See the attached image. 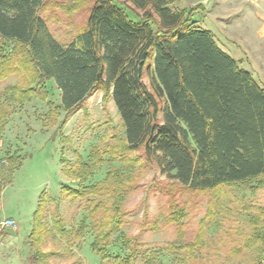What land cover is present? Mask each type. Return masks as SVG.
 <instances>
[{
  "label": "trees",
  "instance_id": "1",
  "mask_svg": "<svg viewBox=\"0 0 264 264\" xmlns=\"http://www.w3.org/2000/svg\"><path fill=\"white\" fill-rule=\"evenodd\" d=\"M52 1L0 0V82L17 76V83L4 90L0 133L14 107L32 98H46L47 81L60 92L64 118L59 129L89 96L101 91L102 104L113 103L124 130L118 159L136 165L139 161L133 153L137 152L143 160L139 165L155 169L174 185L159 188L167 204L164 223L177 226L174 244L165 250H149L136 238L120 235L125 255L108 253L105 225L109 217L106 215L103 223L100 210L92 208L88 197L107 190L112 174L119 172H110L93 187L64 188L61 192L86 203L87 218L98 231L91 249L102 264H130L136 258L143 264H158L164 253L182 261L181 252L195 251L199 245L184 241V214L172 212L173 188L179 187L189 197L208 194L211 209H216L226 186L264 187V87L218 47L209 31L196 28L194 18L203 10L200 4L178 9L167 0H69L61 4L70 29L73 16L83 15L71 39L58 42L49 24L63 22L50 11L59 6ZM11 43L20 50L17 57L4 51ZM91 156L94 165L105 161L98 145ZM85 173L77 156L75 170L69 175L83 180ZM129 190L126 186L122 192ZM253 209L258 215L249 222L261 230L264 207L248 206L249 211ZM119 211L121 207L115 205L112 234L123 224ZM214 220L215 213L208 212L196 239L202 241ZM52 228L59 238L75 243L87 226L81 220L77 228L67 230L55 212ZM45 233L39 204L28 235L30 246L35 247L33 264H47L45 254L36 248ZM260 236L262 232L253 236L250 244L264 245Z\"/></svg>",
  "mask_w": 264,
  "mask_h": 264
},
{
  "label": "rangeland",
  "instance_id": "2",
  "mask_svg": "<svg viewBox=\"0 0 264 264\" xmlns=\"http://www.w3.org/2000/svg\"><path fill=\"white\" fill-rule=\"evenodd\" d=\"M68 1H52L59 6L50 11L63 22V25L49 24L51 34L58 42L71 39L83 15L80 12L73 16L70 29V19L62 13L65 7L61 4ZM215 2L209 0L202 5L204 9L196 13V28L209 30L218 47L227 51L239 67L248 71L264 87V39H257L250 33L255 26H261V21L243 17L249 8L241 0L235 3L229 1L225 9L218 10H215ZM233 10L235 14L231 13ZM263 10L262 4L256 5L255 11L263 15ZM213 13L218 14L214 16ZM239 32H245L241 40ZM4 51L10 57L20 54L18 46L12 43ZM16 83L17 76L14 75L0 82L1 106L6 95L4 90ZM44 85L46 98H32L14 107L0 133V221L11 218L17 224L15 231L0 230V264L34 263L35 247L30 246L28 235L32 214L39 204L46 233L36 248L45 254L47 264H102L100 256L91 249L98 231L87 218L86 203L73 201L61 190L93 187L105 181L110 172L119 174H112L109 188L101 189L99 195L88 197L92 200V208L100 210L102 221L106 215L109 217L105 225L108 253L120 257L125 255L118 239L120 235L128 239L136 238L140 246L149 250H165L169 244L173 245L177 226L176 223L168 226L164 223L167 204L159 188H172L174 185L155 169L139 165L143 164V160L137 152L133 153L139 161L136 165L118 159L124 130L113 103L107 101L103 105V94L97 91L68 119L63 129H59L64 118L60 92L52 81ZM53 113L57 115L58 125L53 121ZM97 145L104 153L105 161L100 165H94L91 156ZM77 156L87 171L83 180L69 175L70 170H75ZM126 186L130 190L125 194L122 190ZM173 189L172 212L184 214V241L188 245L196 241L199 247L189 253L181 252L180 255L184 256L182 261L173 260L164 253L159 257L158 264H264V245L250 244L253 236L261 232L260 239L264 242V227L255 229L249 221L255 219L253 216L258 213L254 209L248 210V206L264 207V187L226 186L221 191L220 204L216 209H211L208 194L189 197L179 187ZM178 189L180 191H175ZM115 205L121 207L118 215L122 217L123 224L118 232L112 234L110 227ZM55 212L67 230L77 228L79 222L85 220L87 229L78 242H67L53 232ZM208 212H214L216 220L201 241L196 236H199L200 222ZM152 225L157 226L152 228ZM130 264L143 263L136 258Z\"/></svg>",
  "mask_w": 264,
  "mask_h": 264
},
{
  "label": "crops",
  "instance_id": "3",
  "mask_svg": "<svg viewBox=\"0 0 264 264\" xmlns=\"http://www.w3.org/2000/svg\"><path fill=\"white\" fill-rule=\"evenodd\" d=\"M167 1H171L173 3L172 6L175 7V8H178V9H191V8H193V7H195L196 5L199 4L198 0H167ZM229 1L235 3V2H238L240 0H214V2H215V5H214L215 6V10L216 9L218 10V9H220L222 7L225 9V4L228 3ZM241 2L245 3L248 6V8H249V9H247V12L244 13L243 17H246V18H251L252 17L253 19H259L261 21V26H257V27L255 26L254 28L251 29L250 33L255 35V37H257V39H260V40L264 39V12H263V15H262L261 13H259V11L258 12L255 11V8H256L257 4H262V8H264V0H241ZM203 9H204V6H203ZM231 13L235 14L236 11L233 10ZM213 14H214V16H216V14H218V13H213ZM202 30H205V29H202ZM206 31H209V30L206 29ZM243 34H245V32L244 33H240V35H241V37L239 36L240 40L243 38L242 37ZM225 53H227V51ZM227 54L229 56H231L229 53H227ZM8 219H11V218H8ZM5 220H7V219H5ZM11 220H13V219H11ZM1 222H3V221H0V224H1ZM0 230H2L1 226H0Z\"/></svg>",
  "mask_w": 264,
  "mask_h": 264
},
{
  "label": "built area",
  "instance_id": "4",
  "mask_svg": "<svg viewBox=\"0 0 264 264\" xmlns=\"http://www.w3.org/2000/svg\"><path fill=\"white\" fill-rule=\"evenodd\" d=\"M207 2H209V0H198V3L200 5H204ZM0 226L2 229H8L10 231H15L17 228V224L15 223L14 220L11 219L4 220L3 222H1Z\"/></svg>",
  "mask_w": 264,
  "mask_h": 264
}]
</instances>
